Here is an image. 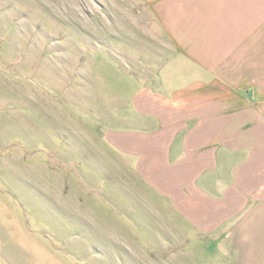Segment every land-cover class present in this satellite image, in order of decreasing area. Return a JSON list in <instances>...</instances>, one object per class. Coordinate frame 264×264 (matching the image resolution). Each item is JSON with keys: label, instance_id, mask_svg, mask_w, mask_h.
<instances>
[{"label": "crops", "instance_id": "obj_1", "mask_svg": "<svg viewBox=\"0 0 264 264\" xmlns=\"http://www.w3.org/2000/svg\"><path fill=\"white\" fill-rule=\"evenodd\" d=\"M135 3L133 93L101 137L76 142L118 205L104 234L136 264L209 243L264 264V0Z\"/></svg>", "mask_w": 264, "mask_h": 264}, {"label": "rangeland", "instance_id": "obj_2", "mask_svg": "<svg viewBox=\"0 0 264 264\" xmlns=\"http://www.w3.org/2000/svg\"><path fill=\"white\" fill-rule=\"evenodd\" d=\"M139 9L135 0H0V264H136L104 234V213L118 219V205L76 142L101 137L133 93L126 29ZM210 245L186 246L174 264H231Z\"/></svg>", "mask_w": 264, "mask_h": 264}]
</instances>
